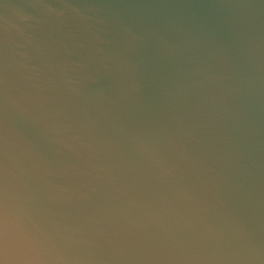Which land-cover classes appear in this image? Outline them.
<instances>
[{
	"label": "water",
	"instance_id": "water-1",
	"mask_svg": "<svg viewBox=\"0 0 264 264\" xmlns=\"http://www.w3.org/2000/svg\"><path fill=\"white\" fill-rule=\"evenodd\" d=\"M0 264H264V0H0Z\"/></svg>",
	"mask_w": 264,
	"mask_h": 264
}]
</instances>
